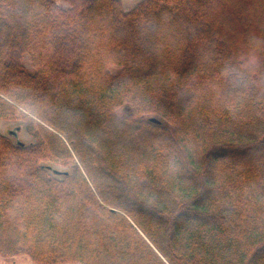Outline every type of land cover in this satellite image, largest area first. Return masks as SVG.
Here are the masks:
<instances>
[{
	"label": "trees",
	"instance_id": "16d2710c",
	"mask_svg": "<svg viewBox=\"0 0 264 264\" xmlns=\"http://www.w3.org/2000/svg\"><path fill=\"white\" fill-rule=\"evenodd\" d=\"M67 4L0 0V121L35 139L0 134V255L264 264V0Z\"/></svg>",
	"mask_w": 264,
	"mask_h": 264
},
{
	"label": "rangeland",
	"instance_id": "374dc122",
	"mask_svg": "<svg viewBox=\"0 0 264 264\" xmlns=\"http://www.w3.org/2000/svg\"><path fill=\"white\" fill-rule=\"evenodd\" d=\"M58 5H61L65 8L68 7L67 0H55ZM123 5V9L125 11L132 10L133 8L136 7L138 3H140L143 0H120ZM24 64L27 68H31V64L29 62L28 56L25 57L24 59ZM118 67H112V72H115ZM121 110H118V113ZM155 118V117H151ZM21 127L20 131H16V128ZM11 131H16V136H12L9 134ZM0 134L8 137L11 139L14 143L17 142L19 139L20 142L24 144H29L35 142V139L29 135L26 132L24 123L21 121H0ZM18 143V142H17ZM76 162V160H74ZM50 166L54 167L55 170L67 173V171L70 170V167L65 166L64 164H61L59 162H46ZM0 264H35L30 258L24 255H18V256H13V257H8L4 255H0Z\"/></svg>",
	"mask_w": 264,
	"mask_h": 264
},
{
	"label": "water",
	"instance_id": "95a60500",
	"mask_svg": "<svg viewBox=\"0 0 264 264\" xmlns=\"http://www.w3.org/2000/svg\"><path fill=\"white\" fill-rule=\"evenodd\" d=\"M150 121L154 122V123H159L160 122L156 118H150ZM20 130H21V127L16 128V131H20ZM16 131H11V132H9V134L12 135V136H16ZM17 142H18L19 145H24V143L19 141V139L17 140ZM54 172L57 173V174H62L63 173V172H60V171H57V170H54Z\"/></svg>",
	"mask_w": 264,
	"mask_h": 264
}]
</instances>
